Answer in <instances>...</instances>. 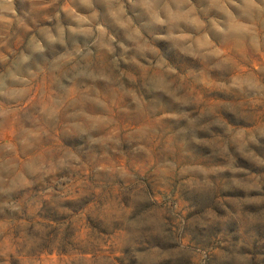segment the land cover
<instances>
[{
    "label": "clouds",
    "instance_id": "9594fccd",
    "mask_svg": "<svg viewBox=\"0 0 264 264\" xmlns=\"http://www.w3.org/2000/svg\"><path fill=\"white\" fill-rule=\"evenodd\" d=\"M0 264H264V0H0Z\"/></svg>",
    "mask_w": 264,
    "mask_h": 264
}]
</instances>
